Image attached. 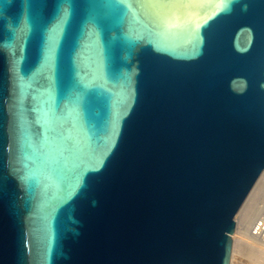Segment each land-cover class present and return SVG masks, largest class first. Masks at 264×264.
Returning a JSON list of instances; mask_svg holds the SVG:
<instances>
[{
    "label": "water",
    "instance_id": "obj_1",
    "mask_svg": "<svg viewBox=\"0 0 264 264\" xmlns=\"http://www.w3.org/2000/svg\"><path fill=\"white\" fill-rule=\"evenodd\" d=\"M263 172L262 0H0V264H232Z\"/></svg>",
    "mask_w": 264,
    "mask_h": 264
},
{
    "label": "built area",
    "instance_id": "obj_2",
    "mask_svg": "<svg viewBox=\"0 0 264 264\" xmlns=\"http://www.w3.org/2000/svg\"><path fill=\"white\" fill-rule=\"evenodd\" d=\"M242 206L243 214L240 221L236 217L234 244L237 239L238 243L246 249L259 251L264 245V172L258 178Z\"/></svg>",
    "mask_w": 264,
    "mask_h": 264
},
{
    "label": "bare ground",
    "instance_id": "obj_3",
    "mask_svg": "<svg viewBox=\"0 0 264 264\" xmlns=\"http://www.w3.org/2000/svg\"><path fill=\"white\" fill-rule=\"evenodd\" d=\"M242 214H243V206L241 207V209L239 210L236 216L238 221H240ZM238 253H240L239 255H241L243 258L248 259L247 262L249 263L246 262V264H264V245L261 247L259 251H254L253 249H246L244 246L239 244L238 240L236 239L233 249V255H232V264H234V260ZM244 263L245 262H243V264Z\"/></svg>",
    "mask_w": 264,
    "mask_h": 264
},
{
    "label": "rangeland",
    "instance_id": "obj_4",
    "mask_svg": "<svg viewBox=\"0 0 264 264\" xmlns=\"http://www.w3.org/2000/svg\"><path fill=\"white\" fill-rule=\"evenodd\" d=\"M240 244V243H239ZM240 253H238L237 255H236V258H235V260H234V264H243V262H245L244 264H246V262L248 261V259H245V258H243L241 255H239ZM247 263H249V262H247Z\"/></svg>",
    "mask_w": 264,
    "mask_h": 264
},
{
    "label": "snow or ice",
    "instance_id": "obj_5",
    "mask_svg": "<svg viewBox=\"0 0 264 264\" xmlns=\"http://www.w3.org/2000/svg\"><path fill=\"white\" fill-rule=\"evenodd\" d=\"M262 2H264V0H262Z\"/></svg>",
    "mask_w": 264,
    "mask_h": 264
}]
</instances>
